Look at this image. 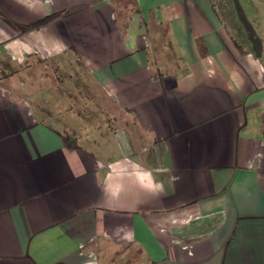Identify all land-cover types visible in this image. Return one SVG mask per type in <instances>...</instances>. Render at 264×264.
<instances>
[{"label": "crops", "instance_id": "obj_1", "mask_svg": "<svg viewBox=\"0 0 264 264\" xmlns=\"http://www.w3.org/2000/svg\"><path fill=\"white\" fill-rule=\"evenodd\" d=\"M0 264H264V0H0Z\"/></svg>", "mask_w": 264, "mask_h": 264}, {"label": "trees", "instance_id": "obj_2", "mask_svg": "<svg viewBox=\"0 0 264 264\" xmlns=\"http://www.w3.org/2000/svg\"><path fill=\"white\" fill-rule=\"evenodd\" d=\"M67 15V12L65 11H61V12H58V13H53L51 15H48L46 16L45 18H43L42 20L36 22V23H33V24H30V25H26V26H19V29L21 31H25V30H29V29H32V28H35V27H38L54 18H57V17H61V16H65ZM2 74H7V72L5 71H2ZM63 138H64V141L66 142V144L69 146V147H77L78 146V138L75 134H71V133H65L63 135Z\"/></svg>", "mask_w": 264, "mask_h": 264}, {"label": "rangeland", "instance_id": "obj_3", "mask_svg": "<svg viewBox=\"0 0 264 264\" xmlns=\"http://www.w3.org/2000/svg\"><path fill=\"white\" fill-rule=\"evenodd\" d=\"M4 75V74H3Z\"/></svg>", "mask_w": 264, "mask_h": 264}]
</instances>
